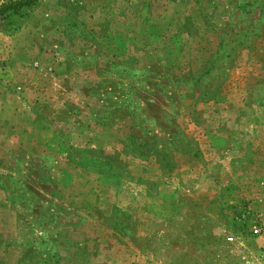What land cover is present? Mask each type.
I'll list each match as a JSON object with an SVG mask.
<instances>
[{
    "label": "rangeland",
    "instance_id": "obj_1",
    "mask_svg": "<svg viewBox=\"0 0 264 264\" xmlns=\"http://www.w3.org/2000/svg\"><path fill=\"white\" fill-rule=\"evenodd\" d=\"M42 1L0 24V264L264 254V0Z\"/></svg>",
    "mask_w": 264,
    "mask_h": 264
},
{
    "label": "crops",
    "instance_id": "obj_2",
    "mask_svg": "<svg viewBox=\"0 0 264 264\" xmlns=\"http://www.w3.org/2000/svg\"><path fill=\"white\" fill-rule=\"evenodd\" d=\"M46 8L48 9V6L44 3V0H43L41 4L39 5V7L37 8V10L35 11L36 18L40 20L41 22L49 17V14L47 12L43 14V9H46ZM27 24H25V26L21 29V32H23L24 29H26ZM2 39H3V35L0 38V42H2ZM12 40L14 39L12 38ZM14 43L17 44L16 42ZM15 44L14 46H16ZM3 70L5 69L0 68V71L4 72ZM8 99L9 98H5V100H8ZM3 103L5 104V102ZM4 115H5L4 121L6 122L8 129H9V133H10L9 142L13 144L10 147L16 146L15 148H19L22 146L23 148L28 149V150H38V149L47 150L48 149L47 145H45V143L44 144L42 143V140H39V139L36 140L34 138V134H35L34 129L31 123L26 122L28 114H26L24 111L19 112V111L13 110L12 112H8V111L5 112ZM11 149H14V148H11Z\"/></svg>",
    "mask_w": 264,
    "mask_h": 264
},
{
    "label": "built area",
    "instance_id": "obj_3",
    "mask_svg": "<svg viewBox=\"0 0 264 264\" xmlns=\"http://www.w3.org/2000/svg\"><path fill=\"white\" fill-rule=\"evenodd\" d=\"M261 215V214H260ZM260 219H254L248 227V233L251 234L255 240H260L261 247L264 248V218L259 217ZM227 243L233 247H237L241 249V256L239 260V264H264V254H260L257 256H251L250 254L244 251V244L242 240L235 234H230L227 236Z\"/></svg>",
    "mask_w": 264,
    "mask_h": 264
},
{
    "label": "trees",
    "instance_id": "obj_4",
    "mask_svg": "<svg viewBox=\"0 0 264 264\" xmlns=\"http://www.w3.org/2000/svg\"><path fill=\"white\" fill-rule=\"evenodd\" d=\"M38 1L39 0H0V24L9 15L19 13L26 8L33 7L38 3Z\"/></svg>",
    "mask_w": 264,
    "mask_h": 264
}]
</instances>
